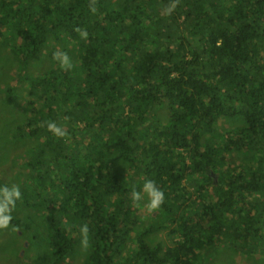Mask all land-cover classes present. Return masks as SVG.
I'll use <instances>...</instances> for the list:
<instances>
[{"label":"trees","instance_id":"obj_1","mask_svg":"<svg viewBox=\"0 0 264 264\" xmlns=\"http://www.w3.org/2000/svg\"><path fill=\"white\" fill-rule=\"evenodd\" d=\"M152 1L95 0L93 13L91 0H39L36 13L32 0H1L0 14L14 16L12 38L26 41L15 45L23 65L31 63L43 42L81 46L75 55L80 69H49L46 90L40 71L33 75V90H17L12 83L4 90L11 102L19 100L20 92L32 96L37 90H52L55 98L62 94L64 119L74 125L78 139L67 128L63 138L47 130L49 120H62L60 108L51 118L35 104L24 122L29 128L23 137L30 144L62 141L56 155L67 163H52L45 172L28 176L37 202L42 194L47 203L43 210L55 215L57 223L45 225L51 235L39 256L28 251L20 264H31L30 258L35 264H198L208 245L222 248L233 241L246 253L264 246L259 226L264 217V0H158L167 2L163 19L184 35L175 53L152 44L141 20ZM77 28L87 31L86 40ZM10 34L0 37L10 43ZM185 46H194L188 58ZM118 49L127 62L115 75L114 62L103 56L112 58ZM111 85L133 102L129 111H115L113 126L100 111L110 99L104 93ZM163 111L168 122L162 121ZM234 117L243 125H234L220 147L211 132ZM82 122L92 135H81ZM42 124L50 142H38ZM101 131L109 139L103 146ZM105 150L113 152L115 161ZM235 150L246 161L230 158ZM133 154L144 155L145 164L131 162ZM186 179L196 185L203 204L187 213L182 206L173 211L180 193L188 189ZM147 180H154L165 194L158 210L164 217L152 220L150 227L139 213L146 198L139 204L131 200L133 190L142 191ZM207 193L206 199L202 194ZM32 221L38 223V216ZM168 223L180 238L170 245L156 242L155 229L170 227ZM83 224L89 228V244L80 256ZM34 235L38 239L41 234ZM35 244L42 243L38 239Z\"/></svg>","mask_w":264,"mask_h":264},{"label":"rangeland","instance_id":"obj_2","mask_svg":"<svg viewBox=\"0 0 264 264\" xmlns=\"http://www.w3.org/2000/svg\"><path fill=\"white\" fill-rule=\"evenodd\" d=\"M142 1L144 0H137V3L144 4ZM165 5H167L166 1L160 3L158 0H153L150 4H148V8L142 12L141 20L143 24H145L144 26L147 28V31L151 33L150 40L152 44L156 45L165 53L171 50L175 53V45L184 39V35L180 29L171 26L170 23H167L166 19H163L162 7H165V12H167ZM31 6L36 13H39L37 10L40 7L39 0H32ZM1 8L2 3L0 0V9ZM5 10L10 12L12 8L5 7ZM21 16L24 17L25 12H23ZM14 26V16L11 17L9 14L5 13L0 14V34H4V32L7 34L11 33L9 35L10 43H5L0 37V187L4 186V184H7L8 186L17 184L20 186L22 192V199L17 201L16 207L12 212L13 219L9 228L0 229V264H20L23 260L24 254L28 251H31L39 256L40 250L46 245L45 241H47L48 237L51 235V232L47 229V227H45V225H48V223L53 220L57 223V220L54 218L55 215H46L47 212L43 210L42 204L46 205L47 203L42 199V194L37 202L36 198L38 195L36 194L35 189L30 186L31 181L28 179V176L45 172L48 167L52 165V163H67L66 158L56 155L59 153L57 146L62 144V141L57 144L58 139L56 138L54 140L55 143L52 146H49V143L47 142H50L52 139L46 135V124H42L43 126L41 125L40 127L41 139H39L38 142H46L47 144L37 147L34 144H30V142L23 137L27 128H29L24 124L26 118L32 117L33 110L38 104L46 115L51 118L58 116L54 110H49L48 108L41 106L45 105L47 102L51 106L60 108L61 113H63L62 120L56 123L65 129L67 128V130L71 133L73 140L78 141V139L74 136L76 130L74 125L69 122V119H64L67 108L64 107L63 109L62 94L55 98L51 96L48 91H45L47 96H42L39 90L34 92L32 96H29L26 92H20L22 95L19 100L11 102L5 99V97H8V94H5L4 90L5 88H8L11 83L17 90H33L36 87L33 75L36 74L39 76L38 71H40L44 77L42 82L43 88L46 90L49 87L48 82L50 81V76L48 75L49 69L58 68L60 69V72L66 71L62 69L59 63L53 59V53L56 50L66 52L74 65L72 70L76 72L77 69H80L81 64L80 60H76L75 55L81 49V46H77L75 49L73 44L66 45L57 43L56 41L43 42L40 44V49L36 53L37 55L31 58V63L29 65H23V60L19 56L15 45L22 44L23 46L26 44V41L24 42V40H21L20 38L17 40L12 38L15 35V31L12 32L15 29ZM99 41L102 42L103 40ZM32 47L34 48L35 46ZM193 48L194 46L184 47L187 58L188 56H191L190 49L193 50ZM73 49H75L74 52L72 51ZM120 50L121 49H118V51L112 55V58L105 57V55L103 56V58L107 61L114 62L113 69L115 68V75L120 73V71L125 67L124 63L127 62L124 58V53H120ZM134 56L135 54L131 55V57ZM27 73L31 74L30 78H28ZM69 76L70 79L73 78L71 73ZM53 81L58 85V80L53 79ZM65 82L67 83V81ZM59 90L60 89L57 91ZM50 91L52 93L56 92L52 90ZM106 95H108L110 99L105 100L101 104L100 111L104 114V122L113 126L116 115L115 111L118 110L117 113H125L132 108L133 102L123 91L114 85H111L105 91L104 96ZM115 96H117V100L112 101V97ZM31 101H33L34 104L30 105ZM228 101L229 99H227V103ZM95 114L96 112L93 110L91 112V116H94ZM159 114L162 116L163 122H168L167 112L163 111L159 112ZM222 119L227 118L223 117ZM64 120L66 122H64ZM87 124L88 123L86 122L79 124L80 128L83 129L81 135L83 136L85 134L84 137L86 135H92L91 129L88 128L89 126H87ZM234 125L238 126L243 124L242 121L238 120L236 117L231 120H224L216 131L213 130L211 132L214 142L218 143L221 147V144H223L226 140V136L233 130V128L235 129ZM96 131H99V129ZM114 132L117 133V131ZM101 139L103 141L102 146L104 145V141L106 142L109 140L103 131H101L100 140ZM105 154L109 156L110 160L115 161L113 152L105 150ZM230 158L238 161L245 160L243 155L237 152V150H235ZM129 159L131 162L139 160L142 164H145L146 162L145 156L142 154H133L129 157ZM95 183L102 186L98 181H95ZM185 184H187L188 189L180 193L179 198L176 200L177 203L172 208L173 211L182 206V213H187L191 208H198L203 204L198 194L196 185L188 179L185 180ZM202 196H205L207 199L208 193L205 195L202 194ZM146 203L147 201L145 204ZM145 204L143 206L142 203L139 213L141 218H144L149 222L146 226L150 227L152 220H158L164 216L158 212L159 209L153 213H149L145 208ZM37 216L39 218V222L35 223L32 221V218ZM26 224L31 227L27 228ZM168 224H170V227L167 225L165 227H161L159 230L155 229L153 235H155L156 242L166 241L167 245H170L173 243L174 239L180 238L179 234L175 235L174 233H171L174 227L171 223ZM259 226L264 233V217L260 219ZM35 231H38L41 234L40 238H38L42 243L40 246L35 244V240H38L34 235ZM232 243L234 242L232 241L230 244L225 242L223 243L222 248L215 246L211 247L210 245L206 246L197 263L264 264V246L258 245L257 248L252 251L253 253H246L242 250H237L234 246L235 244ZM250 247H252V243H250L249 248ZM86 248L80 244L77 250L80 256L84 253ZM29 261L31 264L36 263V261L32 258H30Z\"/></svg>","mask_w":264,"mask_h":264},{"label":"clouds","instance_id":"obj_3","mask_svg":"<svg viewBox=\"0 0 264 264\" xmlns=\"http://www.w3.org/2000/svg\"><path fill=\"white\" fill-rule=\"evenodd\" d=\"M175 6L176 4L173 3L169 11L175 8ZM90 10L93 13L97 11L95 7V0H91ZM76 31L79 33L81 38L85 40L88 38V33L86 30H81L77 28ZM53 59L57 61L60 67L66 71L72 69L74 66L68 54L60 50H56L53 53ZM48 92H50L51 96H53V93L51 91ZM41 95L47 96L45 91ZM41 106H44L49 110H54L55 112H57L59 109L58 107L51 106L47 102L45 103V105H41ZM47 130L53 133V135L56 136L57 138H63L68 135L66 129L59 126L54 121L47 122ZM145 198L147 200V203L145 204V208L149 213H153L163 205L165 201V194L163 190L157 186L154 180H147L143 184L142 191L133 190L131 194V200L136 204H139V202L144 200ZM20 199H22V192L19 185L13 184L11 186L4 185L0 187V229L9 228L11 221L13 219L12 212L16 207L17 201ZM80 233L82 237L81 244L83 247L86 248L88 247L89 244L88 241L89 228L87 224H83L80 226Z\"/></svg>","mask_w":264,"mask_h":264},{"label":"bare ground","instance_id":"obj_4","mask_svg":"<svg viewBox=\"0 0 264 264\" xmlns=\"http://www.w3.org/2000/svg\"><path fill=\"white\" fill-rule=\"evenodd\" d=\"M162 121H163V118H162ZM219 150V149H218Z\"/></svg>","mask_w":264,"mask_h":264}]
</instances>
